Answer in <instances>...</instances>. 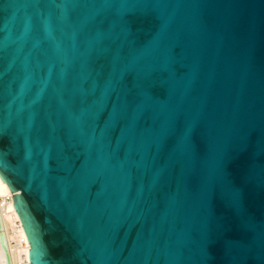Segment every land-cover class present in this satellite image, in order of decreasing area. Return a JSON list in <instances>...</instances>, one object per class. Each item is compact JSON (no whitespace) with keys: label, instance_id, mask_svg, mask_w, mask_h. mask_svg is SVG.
I'll return each mask as SVG.
<instances>
[{"label":"water","instance_id":"water-1","mask_svg":"<svg viewBox=\"0 0 264 264\" xmlns=\"http://www.w3.org/2000/svg\"><path fill=\"white\" fill-rule=\"evenodd\" d=\"M0 177L31 264H264V0H0Z\"/></svg>","mask_w":264,"mask_h":264},{"label":"bare ground","instance_id":"bare-ground-1","mask_svg":"<svg viewBox=\"0 0 264 264\" xmlns=\"http://www.w3.org/2000/svg\"><path fill=\"white\" fill-rule=\"evenodd\" d=\"M0 220L5 234L11 264H31L30 244L13 203V193L0 177ZM0 264H6L0 244Z\"/></svg>","mask_w":264,"mask_h":264}]
</instances>
